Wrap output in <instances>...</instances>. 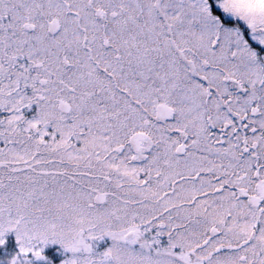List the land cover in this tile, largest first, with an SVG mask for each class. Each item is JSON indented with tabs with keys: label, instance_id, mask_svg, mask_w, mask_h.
Listing matches in <instances>:
<instances>
[{
	"label": "snow or ice",
	"instance_id": "1",
	"mask_svg": "<svg viewBox=\"0 0 264 264\" xmlns=\"http://www.w3.org/2000/svg\"><path fill=\"white\" fill-rule=\"evenodd\" d=\"M0 264H264V0H0Z\"/></svg>",
	"mask_w": 264,
	"mask_h": 264
}]
</instances>
